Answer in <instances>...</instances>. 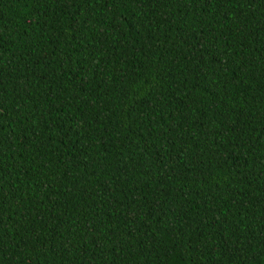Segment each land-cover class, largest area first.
Wrapping results in <instances>:
<instances>
[{"label": "trees", "instance_id": "obj_1", "mask_svg": "<svg viewBox=\"0 0 264 264\" xmlns=\"http://www.w3.org/2000/svg\"><path fill=\"white\" fill-rule=\"evenodd\" d=\"M0 264H264V0H0Z\"/></svg>", "mask_w": 264, "mask_h": 264}]
</instances>
